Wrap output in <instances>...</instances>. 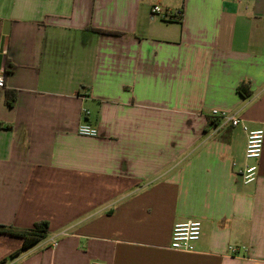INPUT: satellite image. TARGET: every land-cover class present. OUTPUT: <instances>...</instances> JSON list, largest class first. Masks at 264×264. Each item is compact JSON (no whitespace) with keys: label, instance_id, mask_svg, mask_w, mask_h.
Wrapping results in <instances>:
<instances>
[{"label":"crops","instance_id":"obj_1","mask_svg":"<svg viewBox=\"0 0 264 264\" xmlns=\"http://www.w3.org/2000/svg\"><path fill=\"white\" fill-rule=\"evenodd\" d=\"M6 22L0 225L49 229L0 232V264H264V146L244 183L247 132L212 113L264 130V0H0V49Z\"/></svg>","mask_w":264,"mask_h":264},{"label":"built area","instance_id":"obj_2","mask_svg":"<svg viewBox=\"0 0 264 264\" xmlns=\"http://www.w3.org/2000/svg\"><path fill=\"white\" fill-rule=\"evenodd\" d=\"M152 12L160 14L164 19H170V12L163 10L161 6L154 5ZM5 86V76L0 73V88ZM86 114L88 110L84 109ZM213 115L221 119L224 123H230L233 126L241 125L247 132V142L245 149V157L254 162L246 164L241 171L242 180L244 183H253L258 178V161L262 156L264 146V130L250 129L238 115L224 110L214 109ZM78 134L86 137H97L99 135L98 128L88 122L80 123L78 126ZM202 235V223L199 220H189L186 222L176 223L172 230L171 249L184 252H193L196 248V243ZM56 245V241L54 242ZM99 264V263H94Z\"/></svg>","mask_w":264,"mask_h":264},{"label":"trees","instance_id":"obj_3","mask_svg":"<svg viewBox=\"0 0 264 264\" xmlns=\"http://www.w3.org/2000/svg\"><path fill=\"white\" fill-rule=\"evenodd\" d=\"M12 70H13V65L8 64L5 69V73L9 74L10 72H12ZM239 90L244 95H248V93L244 91L243 88L240 87ZM15 100H16V95L13 94L11 91H6L7 104L12 106L15 103ZM48 229H49V223L47 221L37 222L34 225L33 229L26 230V231H16L12 229L11 227L0 225V232L8 231L11 234L20 236L24 239L23 245L21 249L18 251V253L33 247L38 242H40L42 239H44L46 237ZM12 256H15V255H12Z\"/></svg>","mask_w":264,"mask_h":264},{"label":"water","instance_id":"obj_4","mask_svg":"<svg viewBox=\"0 0 264 264\" xmlns=\"http://www.w3.org/2000/svg\"><path fill=\"white\" fill-rule=\"evenodd\" d=\"M8 26L9 23L6 22L4 25V30H3V38H2V43H1V49L0 52L4 55L6 52V46H7V40H8Z\"/></svg>","mask_w":264,"mask_h":264}]
</instances>
